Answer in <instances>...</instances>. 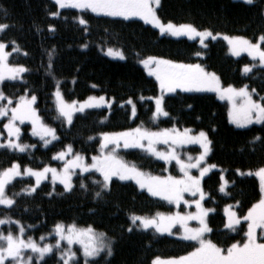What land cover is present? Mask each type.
Masks as SVG:
<instances>
[{"label": "trees", "instance_id": "16d2710c", "mask_svg": "<svg viewBox=\"0 0 264 264\" xmlns=\"http://www.w3.org/2000/svg\"><path fill=\"white\" fill-rule=\"evenodd\" d=\"M56 12L59 15H52ZM156 14L163 23L191 24L198 30L244 37L253 43L264 35V0H253L251 4L237 0H160ZM80 17L87 24H80ZM0 24L8 25L0 32V42L7 45L9 64L27 69L20 80L0 83V90L12 99L13 107L21 96L35 95L37 115L45 125L55 129L58 137L43 147L31 135L28 124L20 126L19 142L34 147L26 152L0 147V172L14 162L21 168L34 170L58 166L60 162L53 157L67 145L72 146L74 153L89 158L98 154L99 136L106 132L137 127L149 131L184 128L203 131L211 141L207 162L220 169L211 171L201 185L206 196L205 208L214 210L207 215L213 231L205 237L223 248L245 240L246 223L241 222L235 232L225 228L223 209L232 205L238 216L243 217L261 198L258 180L254 176L239 175L238 171L264 167V122L236 128L228 120L227 104L214 94L183 91L166 95L163 107L168 115L154 118V106L149 98L158 95V84L145 73L139 61L158 57L176 63L200 64L206 71L215 73L223 86L247 85L249 90L255 89L252 96L257 101L264 97V67L254 66L249 73H243V67L253 65L252 61L246 56L232 57L220 39L208 40L204 47L196 40L162 34L138 20L96 15L85 10H59L52 0H0ZM260 43L264 48V42ZM104 48L120 49L124 59L107 58L102 54ZM197 52L201 55H195ZM56 88L68 102L103 95L112 99L113 104L109 109L74 114L72 123L66 124L53 104ZM130 99L136 107L134 116L128 103ZM5 122L6 118L0 119L1 133ZM189 150L199 152L198 147ZM115 155L146 173L179 175L175 164L166 165L141 148L119 147ZM221 173L227 182L225 192L220 191ZM93 181L103 179L95 172L75 174L70 191L59 184L43 182L35 192L29 193L27 189L34 181L16 178L5 188L7 196L15 202L8 208H0V219L19 222L27 231L25 237L35 240L51 235L57 224L91 226L106 235L112 254L104 251L88 260L89 264H152L157 257L183 256L197 246L195 242L157 232L155 228L145 229L140 221L133 224L131 219L133 215L153 217L157 213L183 212V206L175 207L152 197L130 181L112 179L108 189ZM97 192L101 195L97 196ZM2 230L5 234L9 231L16 234L13 225ZM172 231L178 232V228ZM73 248L76 255L70 264H85L80 249ZM60 252L55 250L40 264H62Z\"/></svg>", "mask_w": 264, "mask_h": 264}, {"label": "snow or ice", "instance_id": "6c2138e0", "mask_svg": "<svg viewBox=\"0 0 264 264\" xmlns=\"http://www.w3.org/2000/svg\"><path fill=\"white\" fill-rule=\"evenodd\" d=\"M246 3L251 4L253 0H245ZM59 8H77L83 10H90L98 15H105L109 17H123L129 19L131 17H139L145 23H150L154 27L160 29L161 33H170L174 36L186 35L189 39L196 37L200 38V43L204 47L205 39L216 37L209 30L200 31L191 24L175 25L171 22L163 23L156 14V7L159 6L160 0H55ZM52 15H59L58 12ZM80 24H87L83 18H79ZM8 25L0 24V31L6 29ZM230 45V51L233 55H240L241 52H247L249 56L256 60L258 58L260 65L264 66V48L261 43H253L244 37H224ZM260 42H264V35L259 37ZM14 43V42H13ZM7 45L0 42V81L7 79L15 80L20 78L21 74L26 72L27 69L23 66L10 65L7 58L10 53L6 52ZM16 49L14 48L13 51ZM107 54L114 57L124 59V55L119 50L109 48ZM195 55H201L200 52ZM155 63L154 70H150V75H155L161 89V95L155 97V112L153 117L159 115L167 116L168 113L164 110L163 102L165 92H176L177 89L181 91H216L220 93V98L225 96L232 102V109L229 112V117L232 123L237 127H245L248 124L264 122V97L260 101L254 100L252 93L255 89L249 91L248 86L245 85L239 89L229 85L227 88H221L219 78L215 73L208 72L200 64H184L176 63L171 60L158 59L156 57H148L142 60L146 67L151 63ZM254 65H245L243 72L245 74L252 71ZM57 99V109L61 117L71 124L74 112H84L86 108L101 107L110 102L105 101V97H88L83 102L71 101L67 102L63 99L59 89L55 93ZM141 99H144L141 97ZM7 100V104L0 103V117H9L8 122L3 125L7 130L8 139L5 143H0V147H7L16 149L19 152H24L29 147H34L19 142L20 128L16 125V121L23 123L25 120H30L33 125V135H39L44 141L45 145L49 144L51 140H56L55 129L44 125L40 121L36 110L32 105L36 101V96L32 95L29 99L26 96H21L16 102L15 106H11L13 101L11 98L5 96L4 92L0 90V101ZM132 104V114H136V107L132 100L128 101ZM10 113V115H9ZM190 130L185 129L183 133L175 129H164L160 132H152L141 127L129 129L123 132L115 133H102L100 156H93L92 163L85 164L84 158L75 154L72 160H68L61 171L58 172L56 168L45 166L42 170H34L32 168H25L23 173L20 171V165L13 163L11 167L0 172V205L12 206L14 200L7 196L5 187L12 179L20 175H30L35 177L36 184L27 189L29 193L35 192L36 187L39 186L43 179L47 178V174H52V181L55 183L57 180L63 184L66 191L72 189V176L75 174L74 169L79 168L81 172H89L95 170L103 176V181H93L101 185L102 189H108L110 181L113 176L119 177L120 180H135L141 187L146 188L152 196H161L169 202H175L177 205L183 200V193L189 192L193 196L196 193L200 194L199 200L188 201L184 200L185 204L194 203L197 211L195 213L180 214L179 212L174 215L165 216L162 213H157L153 217H139L133 215L131 217L133 224L140 221V225L147 229L149 227L155 228L157 232H168L172 234V228L179 224L183 228L182 239L195 241L198 246L194 247L191 252L179 257H172L163 259L157 257L154 259L153 264H264V242H258L256 230L258 228L264 229V167L259 168L255 175L259 177L261 199L249 208L246 215L243 217L238 216L235 211L229 208L225 209L227 215V222L224 227L230 231H237V226L241 225V221L247 222V231L245 233L246 239L243 242L232 243L227 248H223L214 243L211 239L205 237L206 233L213 231L209 227L206 217L212 209H205L202 207L201 200L204 199L205 193L201 188V178L215 165L200 168V176H192L189 169L199 166V162L204 160L205 156L210 151V143L207 139L205 132L201 131L198 135H189ZM3 133H0L2 135ZM13 137L15 139H13ZM50 137L51 139H47ZM89 139H92L89 137ZM256 139H260L256 137ZM147 143H144V142ZM172 144H186L198 143L203 148V153L197 158V163H185L179 158L174 150L159 152L154 145L158 142ZM124 148H141L146 149L153 155L158 156L160 159L166 161L175 160L180 166L181 172L184 173L183 177L176 178L169 176L167 178L145 176L134 164H128L115 155V148L121 146ZM109 145H114L107 154L103 153ZM72 152V146L67 145L65 151L57 153L53 159L63 160L66 155ZM243 174V173H241ZM252 175V172L248 173ZM225 184L220 186V191H225ZM81 187H85L81 183ZM97 196L101 193L97 192ZM239 203V202H237ZM189 220H196L199 222V227L190 228L187 222ZM8 221L0 219V224L7 223ZM19 223V222H16ZM24 228L21 226L19 232L21 235L14 236L11 231L7 235L0 233V264H33L32 255H27L25 249H30L32 253L38 254L36 259L42 260L47 253L52 252L53 246L45 244L44 246L38 245L30 237L25 240L22 238ZM131 231V228L129 229ZM56 235L60 240H66L68 245L74 242L79 243L83 249L85 257V264H89V257H96L105 249L108 255L112 254L110 243L106 242L107 237L104 233H97L91 226L87 228H77L76 225H69L67 229L62 224L55 225ZM43 239V237H42ZM60 241L57 240L56 247H59ZM75 253L71 249H67L61 254L64 264H70ZM66 257V258H65Z\"/></svg>", "mask_w": 264, "mask_h": 264}, {"label": "rangeland", "instance_id": "374dc122", "mask_svg": "<svg viewBox=\"0 0 264 264\" xmlns=\"http://www.w3.org/2000/svg\"><path fill=\"white\" fill-rule=\"evenodd\" d=\"M53 2H55V0H52ZM237 1H242V2H245V0H237ZM246 3V2H245ZM57 5V4H56ZM57 7H58V9L59 10H61V9H77V8H59V6L57 5ZM156 9H157V7H156ZM155 9V10H156ZM77 10H82L83 11V9H77ZM85 11H89V12H91L90 10H85ZM91 13H93V12H91ZM93 14H96V13H93ZM96 15H98V14H96ZM102 15V14H101ZM120 18H123V17H120ZM124 19V18H123ZM129 19H132V20H138V21H141V22H143L144 24H146V25H149L150 27H152L153 29H156L158 32H160V29L159 28H157V27H154L152 24H150V23H145L142 19H140L139 17H131V18H129ZM166 24V23H165ZM176 25V24H175ZM200 31H203V30H200ZM1 32V31H0ZM161 33V32H160ZM162 34H165V35H168V36H170V37H172V38H176V39H179V38H185V39H189V37L188 36H186V35H181V36H174V35H171L170 33H167V32H165V33H162ZM213 35L216 37L215 39H212L211 37H208V38H206L205 39V41H204V43L206 42V41H208V40H216V39H220V40H222V41H224L225 42V44L227 45V47H228V51H229V54L232 56V57H234V58H239V57H241V56H246V57H248L251 61H252V63H253V65L254 66H257V67H264V66H262V65H260V63H259V60H258V58L256 59V60H253V58L251 57V56H249V54L247 53V52H241L240 53V55H238V56H236V55H233L232 54V52L230 51V45H229V43H228V41L227 40H225L224 39V37L226 36V35H222V34H214L213 33ZM228 37H230V36H228ZM189 40H196V41H198L199 43H200V38L199 37H196V38H194V39H189ZM259 43H260V41H258ZM258 42H256V43H258ZM201 44V43H200ZM109 48H104V49H102V54L104 55V56H106L107 58H109V59H112V60H123V59H120L119 57H114V56H110V55H108L107 54V50H108ZM112 49H114V50H119V51H121L120 49H115V48H112ZM5 51L6 52H8L6 49H5ZM122 52V51H121ZM9 53V52H8ZM9 57V56H8ZM148 58V57H147ZM147 58H145V59H147ZM156 58H158V57H156ZM145 59H141L140 61H139V65L144 69V71H145V73L149 76V77H151V78H153L156 82H157V84H158V89H159V91H158V95L157 96H160L161 95V89H160V86H159V81H157V79H156V77H155V75H150L149 73H150V70H154V68H155V63L153 62V63H151L149 66H145L143 63H141V61L142 60H145ZM158 59H161V58H158ZM7 62H8V58H7ZM9 63V62H8ZM11 65V64H10ZM15 66V65H14ZM244 68V67H243ZM242 71H243V69H242ZM244 73V72H243ZM23 74V73H22ZM22 74H21V76H20V78H18V79H15V80H20L21 79V77H22ZM217 76V75H216ZM218 77V76H217ZM15 80H11V79H5V80H3V81H0V83H2V82H4V81H15ZM219 82H220V80H219ZM220 87L221 88H227L228 86H223L222 85V83L220 82ZM233 87V86H232ZM234 88H236V87H234ZM57 89L58 88H56L55 90H54V92H53V104H54V107H55V110H56V112H57V114L59 115V113H58V109H57V99H56V96H55V93H56V91H57ZM237 89H239V88H237ZM176 91H181L180 89H177ZM249 91H251V90H249ZM183 92H190V93H212V94H214L215 96H216V98L218 99V100H220V101H223V102H225L226 104H227V106H228V120H229V122L234 126V127H236V128H241V129H243V128H247V127H249V126H252V125H258V124H260V123H256L255 122V120L253 121V123H251V124H248V125H246L245 127H237L236 126V124H234V123H232L231 122V120H230V117H229V112H230V110L232 109V102L227 98V96H225V98H223V99H221L220 98V93H218V92H216V91H183ZM61 93V92H60ZM174 92H172V93H167V92H165L164 94H163V96L165 97L166 95H169V94H173ZM62 95V94H61ZM24 96H26V95H24ZM101 96H103V95H101ZM157 96H155V97H157ZM26 97H28L29 99L31 98L30 96H26ZM92 97H100V96H92ZM103 97H105V96H103ZM155 97H150L149 98V100H151L152 102H153V106H154V112H155ZM64 99V98H63ZM19 100V99H18ZM85 100H87V98L86 99H84V100H82V101H78V102H83V101H85ZM255 100V99H254ZM66 101V100H65ZM105 101H107V102H110V105L112 106V104H113V100L112 99H110V98H107V97H105ZM1 102H3V101H1ZM4 104H7V100H4ZM68 102V101H67ZM261 102H264V101H261ZM35 104V103H34ZM34 104L32 105V107L35 109V107H34ZM131 105V114H132V104H130ZM110 106V107H111ZM109 107V105L106 103V104H104L103 106H101V107H96V108H86L84 111H86V110H91V109H101V108H106V109H109L110 108ZM37 113V112H36ZM77 113H82V112H74V114H77ZM73 114V115H74ZM9 115H10V113H9ZM60 116V115H59ZM132 116H133V114H132ZM61 117V116H60ZM160 117H165L164 115H159V116H157V117H155V118H160ZM3 118H6V122L4 123V124H6L7 122H8V118L9 117H7V116H5V117H0V119H3ZM63 118V117H62ZM64 119V121H65V123L66 124H69L67 121H66V119L65 118H63ZM40 121L43 123V121L41 120V118H40ZM262 123V122H261ZM24 124H28L29 126H30V133H31V135L33 136V137H35L36 139H38V140H40L41 142H42V145H43V147H45V146H48V145H50L54 140H51V142L49 143V144H47V145H45V143H44V141L40 138V136L39 135H33L32 133H33V125H32V122L30 121V120H25L23 123H20L19 121H16V125L20 128V126H22V125H24ZM44 124V123H43ZM45 125V124H44ZM49 127V126H48ZM185 129H189V128H184V129H175V130H177L178 132H180V133H183L184 132V130ZM169 130H172V129H169ZM190 130V129H189ZM160 131H162V130H159V131H152V132H160ZM121 132H123V131H121ZM1 133V132H0ZM199 134V132H192L191 130H190V132H189V135H192V136H195V135H198ZM3 136H5L4 137V139H3ZM8 139V136H7V130H5L4 129V127H3V134L2 135H0V143H5L6 142V140ZM13 139H15L14 137H13ZM47 139H51L50 137H47ZM208 139V138H207ZM101 141H102V135H100L99 136V142H100V145H101ZM144 143H147L146 141L144 142ZM115 146L114 145H109V147L107 148V149H104L103 150V153L104 154H107L109 151H108V149L110 148V150L112 149V148H114ZM120 147H123L122 146V143H121V146ZM154 147L156 148V150L157 151H159V152H165V153H167V152H169V151H172V150H174L175 152H176V154L179 156V158L181 159V160H183L185 163H188L189 162V157H191L192 159H191V163H193V164H195V163H197V158L201 155V153H203V148L200 146V144H198V143H186V144H172L171 143V141H169L167 144L166 143H163L162 141L161 142H158V143H156L155 145H154ZM191 147H198L199 148V152L198 153H193V152H191V150H189ZM7 148V147H6ZM8 149H10V148H8ZM32 149V147H29V148H27L24 152H26V151H28V150H31ZM115 149H117V148H115ZM10 150H15V151H18V150H16V149H10ZM66 150V149H65ZM65 150H63V151H65ZM146 153H148L149 155H151L153 158H155L156 160H158V161H161V162H163V163H165L166 165H169V164H175L176 166H177V170H178V172H179V175H175V174H172L171 172H167L165 175H161V176H158V175H153V174H150V173H146V172H143V171H141V172H143L144 174H145V176L147 177V176H151V177H161V178H167V177H169V176H172V177H176V178H180V177H183V175H184V173L183 172H181V170H180V166L176 163V161L175 160H170V161H166V160H164V159H160L158 156H156V155H153L152 153H150V152H148L146 149H143ZM19 152V151H18ZM210 152V151H209ZM75 154H78V153H74L73 151L71 152V153H69L68 155H66L65 156V158L63 159V160H59V159H55L56 161H58V162H60V165H58V166H49V167H52V168H56L57 170H58V172L59 171H61L62 169H63V167H64V164L68 161V160H72L73 159V157H74V155ZM102 154V150H101V147H100V150H99V152H98V154H96V155H91L89 158H87L86 156H84L83 154H79V155H81L83 158H84V163L85 164H91L92 163V157L93 156H100ZM208 155H209V153L205 156V158H204V160H201L200 162H199V166L198 167H196V168H191V169H189V172H190V174L192 175V176H197V177H199L200 176V168H202V167H207V166H209V165H212V164H210V163H208L207 162V157H208ZM118 157V156H117ZM119 158V157H118ZM120 159V158H119ZM24 169L25 168H21L20 167V171H21V173H23V171H24ZM40 170H42V169H40ZM214 170H220L218 167H213V168H211L202 178H201V185H202V181H203V179L211 172V171H214ZM258 170V169H257ZM257 170H255V171H238V174L239 175H249L248 173L249 172H252L253 174L252 175H250V176H254L257 180H258V182H259V186H260V181H259V177L258 176H256L255 175V172L257 171ZM74 171V173L75 174H79V175H84V174H87V173H90V172H95V173H97V174H99L100 176H101V178L103 179V176L101 175V173H99V172H97V171H95L94 169L93 170H91V171H89V172H81V170L79 169V168H77V169H74L73 170ZM241 173H243V174H241ZM74 174V175H75ZM73 175V176H74ZM72 176V177H73ZM16 178H31L33 181H34V185L33 186H35V184H36V180H35V177H33V176H30V175H20V176H17V177H15L14 179H16ZM14 179H12V181L14 180ZM112 179H116V180H119V181H130V182H133L135 185H137L141 190H144L145 192H147L150 196H152L148 191H147V189L146 188H141L136 182H135V180H120L119 179V177H117V176H113L112 177ZM111 179V180H112ZM11 181V182H12ZM10 182V183H11ZM43 182H50V183H53V181H52V174L49 172L48 174H47V178L46 179H43L41 182H40V184H42ZM9 183V184H10ZM39 184V185H40ZM53 184H59V185H61L63 188H64V186H63V184H61L60 182H59V180H57L55 183H53ZM222 184H225V179H224V175H223V173H221V185ZM8 185V184H7ZM6 185V186H7ZM226 187H227V183H226V185H225V191H226ZM6 188V187H5ZM202 188V187H201ZM65 189V188H64ZM224 191V192H225ZM152 197H155V198H159V199H163V200H166V199H164L163 197H161V196H152ZM205 197L206 196H204V199L203 200H201V204H202V207L203 208H205V206H204V200H205ZM183 200H181V202H180V204L179 205H177L175 202H170L172 205H174L175 207H179V206H183L184 208H185V210L183 211V212H179V211H175V212H173V213H171V214H164L165 216H168V215H174L175 213H177V212H179L180 214H182V215H184V214H187V213H195L196 211H197V209H196V205L194 204V203H189V204H185L184 203V200H188V201H193V200H199L200 199V194L199 193H196V195L195 196H193L191 193H189V192H185V193H183ZM261 199V198H260ZM259 199V200H260ZM166 201H168V200H166ZM169 202V201H168ZM258 202V201H257ZM256 202V203H257ZM229 206H231V208H230V210H232V211H234V209H233V206L232 205H227V206H225L224 207V209H223V213H224V216H225V223L227 222V215H226V212H225V209L226 208H229ZM9 206H6V205H0V208H8ZM206 209V208H205ZM248 212V211H247ZM247 214V213H246ZM245 214V215H246ZM3 220H5V219H3ZM206 220H207V217H206ZM6 221H8L7 223H4V224H0V233H3L4 235H7V234H5L4 232H3V228L4 227H10L11 225H13L14 227H16V234L14 235V236H19V235H21L20 234V232H19V229H20V225L18 224V223H16V221L15 222H13V221H10V220H6ZM241 222H244L243 220L241 221ZM246 223V231H247V222H245ZM187 224H188V227H190V228H196V227H199V222L198 221H196V220H189L188 222H187ZM178 228V232H173L172 231V234H169L168 232H162V233H165V234H167V235H169V236H173V237H176V238H178V239H181V240H184V239H182V233H183V228H181V226L179 225V224H176L173 228ZM149 228H153V227H149ZM172 228V229H173ZM65 229H67V227H65ZM82 229V228H81ZM25 230V229H24ZM246 231H245V233H246ZM97 232V231H96ZM27 233V231L25 230L24 231V233H23V236H22V238L23 239H25V240H27L28 238H29V236H26L25 237V234ZM97 233H101V232H97ZM207 235V233L205 234V236ZM256 235H257V240H258V242H264V229H260V228H258L257 230H256ZM42 237H43V239H42ZM54 238V240H52L51 238ZM31 238V237H30ZM32 239V238H31ZM51 239V240H50ZM245 239H246V237H245ZM33 241H35L38 245H40V246H44L45 244H48V245H52L53 246V249H52V252H50V253H47L45 256H44V258L42 259V260H37L36 259V257H37V255L38 254H36V253H32L31 252V250L30 249H25L24 251H25V253L27 254V255H32V257H33V264H40L47 256H49L51 253H53L55 250L57 251V250H61V252L59 253V256H60V258H61V254L63 253V252H65L67 249H71V251L73 252L74 251V248L73 247H78L79 249H80V253H81V255L84 257V255H83V249H82V246L79 244V243H73L72 245H68V243H67V241L66 240H60V238L56 235V232H55V230L53 231V233L51 234V235H47V236H40L37 240H35V239H32ZM57 240H59L60 241V243H59V247H56V244H57ZM185 241H189V240H185ZM192 242H195V241H192ZM0 243H3V241H0ZM196 244H197V242H195ZM63 245H65L66 247H64ZM197 246H198V244H197ZM104 251H107L106 249L104 250ZM104 251H102V252H104ZM101 252V253H102ZM66 258V257H65ZM75 257H73V259H74ZM93 258H95V257H89V258H87L88 260H90V259H93ZM72 259V260H73ZM84 259H85V257H84ZM61 261H62V264H64V260L61 258ZM153 261H154V259H153ZM153 261H152V264H153ZM71 262V261H70ZM6 264H7V262H6Z\"/></svg>", "mask_w": 264, "mask_h": 264}]
</instances>
